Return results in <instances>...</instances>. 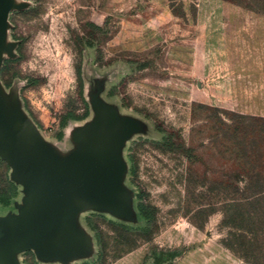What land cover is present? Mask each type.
I'll list each match as a JSON object with an SVG mask.
<instances>
[{"label":"rangeland","instance_id":"rangeland-1","mask_svg":"<svg viewBox=\"0 0 264 264\" xmlns=\"http://www.w3.org/2000/svg\"><path fill=\"white\" fill-rule=\"evenodd\" d=\"M13 1L0 83L17 90L44 139L67 151L73 127L94 117L89 93L101 85L104 102L148 125L121 152L123 183L141 217L83 210L94 255L67 264H264V214L252 230L228 216L241 205L244 173L264 172V0ZM4 117L0 109L15 158L46 194V186L62 191L51 172L47 183L38 172L41 143L17 116ZM0 195L9 198L0 216L23 196L1 157ZM66 210L55 209L52 237ZM25 219L9 216L0 235ZM18 257L63 264L33 251Z\"/></svg>","mask_w":264,"mask_h":264},{"label":"water","instance_id":"water-1","mask_svg":"<svg viewBox=\"0 0 264 264\" xmlns=\"http://www.w3.org/2000/svg\"><path fill=\"white\" fill-rule=\"evenodd\" d=\"M13 6L18 3L0 0V64L3 54L11 52L12 44L6 43V36L8 14ZM102 87L91 89L89 103L94 117L73 127L69 136L71 147L65 151L40 135L22 110L17 90L11 87L6 92L0 83V109L4 119L17 116L23 121L30 134L41 143L44 164L38 172L45 175L44 180L51 172L64 187L58 192L46 186V194L29 169L15 158L0 132V157L10 166L12 181L22 187L23 193L21 202L15 203L7 215L0 216L1 230L9 216L17 220L26 213L21 230L0 235V264H22L18 256L26 251H33L43 262L67 264L73 259L93 258L92 237L80 221L83 210L110 214L125 221L135 222L137 216L141 217L134 209L131 192L123 183L127 166L121 152L130 136L148 132L141 128L142 124L148 125L139 118L121 116L117 107L104 102ZM11 98L14 104L9 108L6 102ZM63 206L67 207L66 217L61 222L64 229L52 237L55 209ZM11 225L9 223L8 227Z\"/></svg>","mask_w":264,"mask_h":264},{"label":"trees","instance_id":"trees-1","mask_svg":"<svg viewBox=\"0 0 264 264\" xmlns=\"http://www.w3.org/2000/svg\"><path fill=\"white\" fill-rule=\"evenodd\" d=\"M67 118L73 117L69 114ZM243 178L245 181L242 187L241 205L233 209V213H229L228 216L244 222V228L248 226V229L252 230L257 214L259 212L264 214V172H256L254 174L245 172ZM139 198L141 197L139 196ZM0 202L7 205L9 198L5 195H0ZM138 208L144 218H149V211L142 203L138 204Z\"/></svg>","mask_w":264,"mask_h":264},{"label":"bare ground","instance_id":"bare-ground-1","mask_svg":"<svg viewBox=\"0 0 264 264\" xmlns=\"http://www.w3.org/2000/svg\"><path fill=\"white\" fill-rule=\"evenodd\" d=\"M66 5H67V3H66Z\"/></svg>","mask_w":264,"mask_h":264}]
</instances>
